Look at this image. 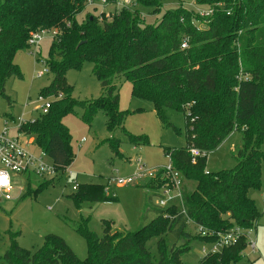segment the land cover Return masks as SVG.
Returning a JSON list of instances; mask_svg holds the SVG:
<instances>
[{
  "label": "trees",
  "instance_id": "1",
  "mask_svg": "<svg viewBox=\"0 0 264 264\" xmlns=\"http://www.w3.org/2000/svg\"><path fill=\"white\" fill-rule=\"evenodd\" d=\"M94 1L0 0V98L10 105L6 83L21 78L14 57L29 47L31 34L41 29L55 31L45 61L52 80L39 91V96L55 99L46 113L19 128L34 138V145L43 151L55 172H63L72 161L71 135L62 119L74 107H81V119L87 124L101 111L109 131L122 128L126 114L119 111L114 82L123 78L131 84L132 97L150 102L161 122L166 123L167 109L184 114L185 145L165 148L164 154L184 178L196 183L195 188L182 190V206L145 204L155 217L133 232H112L111 224L105 221L103 236L97 237L83 221L79 230L86 239L84 260L55 235L45 236L35 251L25 250L11 239L1 259L7 264H183L193 241L211 246L222 234L239 230L242 234L234 245L206 254L197 264L240 261L248 231L264 216V210L259 212L248 197L250 189L261 186L264 161L260 148L264 141V0H194L195 6H205L212 13L201 18L180 4L153 24H146L133 7L116 9L111 20L101 23L98 16L90 14L79 21L77 16ZM168 1L133 2L152 8L156 14ZM183 42L185 49L181 48ZM85 62L93 65L101 95L77 100L65 75L80 70ZM234 131L242 134L235 167L205 172L207 154ZM125 136L134 145L147 144L145 136ZM191 147L203 153L193 164ZM52 182L42 180L33 194ZM166 182L158 181V186ZM69 197L77 205L116 200L107 188L98 185L77 186ZM189 228L196 229L194 235ZM201 231L212 235L203 237ZM151 240L153 251L147 245Z\"/></svg>",
  "mask_w": 264,
  "mask_h": 264
},
{
  "label": "rangeland",
  "instance_id": "2",
  "mask_svg": "<svg viewBox=\"0 0 264 264\" xmlns=\"http://www.w3.org/2000/svg\"><path fill=\"white\" fill-rule=\"evenodd\" d=\"M101 1L103 2V0H95L93 4L88 3L77 19L82 21L86 15L90 14L98 16L100 23L111 20L114 12L117 11L115 3L118 0L115 3L104 0V4ZM180 4L201 18L200 14L206 11L205 6H195L194 0L168 1L162 6L160 13L156 14L152 8L138 6L136 2L131 3L128 8H136L146 24H153L160 20L165 11L175 9ZM198 26L201 27V25ZM51 41V34L46 33L36 47L29 46L15 54L14 63L20 70L21 78L14 77L6 83L5 94L9 97L10 105L5 98H0V133L3 128H7L8 137H17L22 143L28 136L18 132L17 119L30 121L39 117L42 105L38 101L39 91L48 86L52 80L49 72L39 78L36 77L38 72L47 67L45 61L48 58ZM92 70V63L85 62L80 70L66 72V82L73 87L72 96L75 99L91 100L101 95L100 83ZM114 83L118 87L119 111L126 114L122 128L113 132L109 131L106 128L107 118L101 111H98L87 124L81 119L83 115L81 107H74L73 112L62 119L63 125L71 135L72 161L69 166L51 178L53 179L51 185L39 190L35 195L33 191L37 190L42 179L31 175L15 177L18 182L17 188L13 190L12 200H0V264H7L1 257L11 239L19 247L35 251L41 247L45 236L55 235L64 240L78 259L84 260L87 257L86 239L83 231L79 230L83 221L86 222L89 231L97 237H102L105 221H109L115 230L133 232L155 217L154 212L145 209V204L149 207H157L158 198L155 193L162 186L171 185L165 168L172 164L169 157L164 154V149H175L185 145V117L183 113L167 109L166 123H163L156 117L150 102L132 97L131 84L128 81L119 78ZM61 94L59 93L57 98L61 97ZM9 114L13 119H10ZM5 120L8 121L6 127H4ZM125 134L145 136L147 144L134 145L128 142ZM241 142V132H232L216 150L207 154L205 172L215 173L233 169L236 164L235 157L242 146ZM260 148L264 153V141L260 144ZM26 149L36 156L42 157L44 154L35 146L26 145ZM138 162L147 170H156L155 176L136 178L131 185L117 186L116 179L136 176ZM172 168L176 170L173 166ZM176 171L182 183L180 187L182 198V190L191 192L196 183L184 178L178 170ZM68 172L72 173V177H67ZM49 179L45 178V180ZM260 179V188L250 189L248 197L254 201L257 210L262 212L264 210V161L261 165ZM163 180L168 182L158 186V181ZM73 185L104 186L116 200L77 205L69 197L77 190L76 188L72 191ZM142 185L151 188L146 191L141 187ZM145 192H148L150 197H145ZM189 229L194 235L196 229ZM248 237V243L254 244L253 251L247 243L241 260L232 264H264V216L259 218ZM168 238L173 240L172 236ZM147 245L153 251L154 240ZM210 248L209 244L193 241L190 244L189 253L182 258L183 264H197Z\"/></svg>",
  "mask_w": 264,
  "mask_h": 264
},
{
  "label": "built area",
  "instance_id": "3",
  "mask_svg": "<svg viewBox=\"0 0 264 264\" xmlns=\"http://www.w3.org/2000/svg\"><path fill=\"white\" fill-rule=\"evenodd\" d=\"M102 2V1H101ZM92 3L93 2H89ZM105 3L104 0L102 2ZM131 3H133V0H118L117 3H115L116 9L121 8H128L131 6ZM212 13V11H204L200 15L202 17H207ZM46 33L51 34L52 38L55 35V31L45 30L41 29L37 32H34L29 37L27 43L29 46H37L39 42L42 39V36ZM182 48L186 47V43L183 42L181 45ZM48 69L45 68L43 71L38 72L36 74V77H41L43 74H47ZM55 98H44L43 96H38V101L42 103L40 106V111L42 114L46 113L48 108L50 107V104L52 100ZM18 128L22 125H25L27 123H33L34 120L30 121H24L21 118L17 119ZM8 125V121L5 120L4 127ZM189 156L191 163H194L195 160L202 156V152L196 148H190L189 149ZM45 154H42L41 156H36L32 152L28 151L26 149V144L22 143L18 138H9L8 137V129L3 128L2 132L0 133V200H12V193L13 190L17 187V178L23 176V175H31L35 176L39 179L45 180V178H53L56 176L55 169L50 161L46 158ZM155 171H150L145 169V167L138 162L136 164V176L135 177H127V178H121L116 179L115 183L117 186H127L131 185L135 182L136 178L140 177H148L153 178L155 176ZM165 171L168 175V179L170 181V186L164 185L161 187V189L155 193L157 196L156 206L159 208H167L169 206L173 205H180L182 206V198H181V180L179 173L172 168V166L169 164ZM17 177V178H15ZM67 177H72V173L68 172ZM77 188L76 185L72 186V191H75ZM251 230L247 233V238L249 240V233ZM201 236H211V233H207L205 231L200 232ZM242 231L239 230H233L229 233L222 234L219 237V240L212 244L210 247V250L208 253H215L218 252L221 248L226 246H231L236 243L238 238L241 236ZM251 247V250L254 249V244L249 242L248 243ZM204 252V250H203ZM207 253V254H208ZM206 255V254H205ZM204 255V256H205Z\"/></svg>",
  "mask_w": 264,
  "mask_h": 264
},
{
  "label": "crops",
  "instance_id": "4",
  "mask_svg": "<svg viewBox=\"0 0 264 264\" xmlns=\"http://www.w3.org/2000/svg\"><path fill=\"white\" fill-rule=\"evenodd\" d=\"M18 132H20V133L25 134L26 136H28V138L25 139V140L23 141L24 144H26V145H31V146H35L34 143H33V141H34V138H33V137H31L30 135H28V134H26V133H23V132H21V131H19V130H18ZM16 138H17V137H16ZM35 147H36V146H35ZM36 148H37V147H36ZM48 161H49V160H48ZM144 189H145V188H144ZM145 190H146V189H145ZM147 190H148V189H147ZM147 190H146V191H147ZM145 195H146L145 197H147V198L150 197V195L148 194V192H145ZM153 195H155V194H153ZM108 222H109V221H108ZM109 223H110V222H109ZM110 224H111V223H110ZM111 231L113 232V231H122V230H118V229L115 230L114 228L111 227Z\"/></svg>",
  "mask_w": 264,
  "mask_h": 264
}]
</instances>
